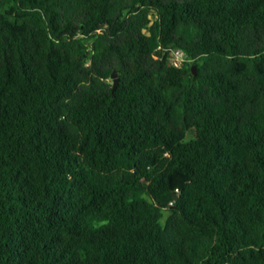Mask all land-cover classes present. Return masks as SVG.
<instances>
[{"label": "trees", "instance_id": "trees-1", "mask_svg": "<svg viewBox=\"0 0 264 264\" xmlns=\"http://www.w3.org/2000/svg\"><path fill=\"white\" fill-rule=\"evenodd\" d=\"M0 264H264V0H0Z\"/></svg>", "mask_w": 264, "mask_h": 264}, {"label": "built area", "instance_id": "built-area-1", "mask_svg": "<svg viewBox=\"0 0 264 264\" xmlns=\"http://www.w3.org/2000/svg\"><path fill=\"white\" fill-rule=\"evenodd\" d=\"M185 60H186V55L182 52V50L177 48L171 50V57H170L171 64L180 67Z\"/></svg>", "mask_w": 264, "mask_h": 264}, {"label": "water", "instance_id": "water-1", "mask_svg": "<svg viewBox=\"0 0 264 264\" xmlns=\"http://www.w3.org/2000/svg\"><path fill=\"white\" fill-rule=\"evenodd\" d=\"M193 72L196 73V67L194 66L193 67ZM112 80H113V91L116 90L118 84H119V77H118V73L116 71H114L112 73ZM178 194H175V199L177 200L178 199Z\"/></svg>", "mask_w": 264, "mask_h": 264}, {"label": "rangeland", "instance_id": "rangeland-1", "mask_svg": "<svg viewBox=\"0 0 264 264\" xmlns=\"http://www.w3.org/2000/svg\"><path fill=\"white\" fill-rule=\"evenodd\" d=\"M166 216H167V212H166Z\"/></svg>", "mask_w": 264, "mask_h": 264}]
</instances>
